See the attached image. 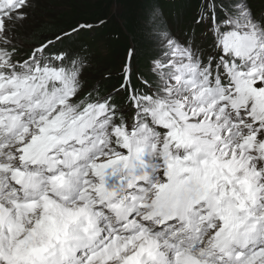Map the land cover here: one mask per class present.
<instances>
[{"label": "snow or ice", "instance_id": "6c2138e0", "mask_svg": "<svg viewBox=\"0 0 264 264\" xmlns=\"http://www.w3.org/2000/svg\"><path fill=\"white\" fill-rule=\"evenodd\" d=\"M31 6L0 0V264H264V10L199 0L204 51L154 9L105 91L59 47L90 24L21 55Z\"/></svg>", "mask_w": 264, "mask_h": 264}, {"label": "trees", "instance_id": "16d2710c", "mask_svg": "<svg viewBox=\"0 0 264 264\" xmlns=\"http://www.w3.org/2000/svg\"><path fill=\"white\" fill-rule=\"evenodd\" d=\"M31 4L34 11L39 9L36 15H32L37 23L30 29V34L19 35L18 38L26 36L32 45L70 31L79 24L98 25L91 38L93 46L87 52L91 65L86 79L89 85L99 82L100 87L107 86L110 91L120 83L122 64L130 47L136 49L132 82L138 84L137 72L146 73L152 47L143 38L142 28L152 11L160 9L167 24L172 17L175 18L171 22L185 23L189 20L185 13L196 9L199 0H31ZM254 11L259 14L256 6ZM96 36L101 38L100 41H96ZM88 38L85 36L84 39ZM83 42L71 47L64 44V48L79 52L88 47L85 40ZM108 74L112 78L103 79Z\"/></svg>", "mask_w": 264, "mask_h": 264}, {"label": "rangeland", "instance_id": "374dc122", "mask_svg": "<svg viewBox=\"0 0 264 264\" xmlns=\"http://www.w3.org/2000/svg\"><path fill=\"white\" fill-rule=\"evenodd\" d=\"M34 9H35V7H33V6L26 9V11L28 12L27 19L23 22V24L20 27L16 28V30H15V39H16L17 47H19L21 50V54L25 51H28L29 49H31V46H33L31 43H29L31 40L30 38H28L26 36H25V38H21V37L18 38V36L30 34V29L32 28V26H34L37 23V22L35 23L36 20L33 18V16L36 15L37 12H39V9H37L35 11H34ZM116 13L117 12L115 11V14ZM95 38L97 39V36ZM100 39L101 38H98L96 41H100ZM90 65H91V63H90ZM87 76H88V73H87Z\"/></svg>", "mask_w": 264, "mask_h": 264}]
</instances>
